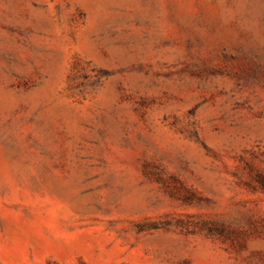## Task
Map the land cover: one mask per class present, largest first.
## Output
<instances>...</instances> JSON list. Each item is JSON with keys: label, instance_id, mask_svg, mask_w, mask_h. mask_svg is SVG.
<instances>
[{"label": "rangeland", "instance_id": "1", "mask_svg": "<svg viewBox=\"0 0 264 264\" xmlns=\"http://www.w3.org/2000/svg\"><path fill=\"white\" fill-rule=\"evenodd\" d=\"M0 264H264V0H0Z\"/></svg>", "mask_w": 264, "mask_h": 264}]
</instances>
